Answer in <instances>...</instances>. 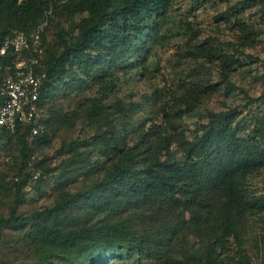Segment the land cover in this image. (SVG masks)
<instances>
[{
	"label": "rangeland",
	"instance_id": "1",
	"mask_svg": "<svg viewBox=\"0 0 264 264\" xmlns=\"http://www.w3.org/2000/svg\"><path fill=\"white\" fill-rule=\"evenodd\" d=\"M96 1L63 0L52 7L44 30L47 52H58L65 40L75 39L82 29L94 24L99 14ZM258 6L251 7L244 0H171L168 9L163 14L159 12L145 27L141 42H135V46L129 42L134 33L123 48L118 32L109 34L120 43L110 67H105L106 75H102L101 64L92 65L95 48H102L95 43L90 50L93 60L88 58L85 65L78 61L63 64V75L54 78L56 86L52 89L57 93L49 101L54 116L49 131L45 138L30 143L28 166L38 177L21 187L18 199L15 192L21 164L19 143L13 134L0 139V218L8 217L11 210L17 216L30 215L26 221L2 227L0 264H164L182 260L181 239H177L175 247L165 245L163 250L161 244H156L168 229L167 224L175 223L166 220L169 213L157 215L149 224L136 219L130 227L127 215L137 213V217L139 209H129L121 196L113 195V184L104 196L113 195L111 205L94 202L98 185L110 171L113 154L97 155L93 138L98 133L107 134L111 123L121 129L129 121L128 133L133 140H139L141 130L155 132L161 126L171 132L174 126L180 132L172 147L180 151L184 146L179 139L193 140L198 134L197 126L207 122L210 112L232 107L240 110V135L247 137L256 116L264 114V49L259 44L251 48L243 43L245 35L240 28L244 22L253 30L257 28L258 18L252 16ZM2 26L0 22V30ZM238 39L242 44L236 49L233 45ZM228 59L231 69L225 70ZM223 73L227 78L223 79ZM107 86L111 89L105 93ZM203 87L208 92L195 93L198 100L187 110L192 91ZM93 99L100 100L98 111L112 112L106 120L86 114ZM105 122L110 123L109 128L101 126ZM70 142L75 145L63 148ZM72 146L76 152L69 151ZM99 146L105 150L101 140ZM180 152L178 156L183 155ZM248 179V188L264 196V168ZM77 193V199L63 203ZM253 221L242 232V242L231 236L223 247L217 248L222 264H238L242 252L249 256L248 264H264V210ZM174 226L177 236L183 237L185 229L176 223ZM88 227L95 229L96 241L77 249H64L38 239L45 233L56 238L72 236ZM111 229L116 235L110 234ZM186 237L191 244L189 251L197 247L202 251L212 242L196 235ZM109 240H116V244L111 245ZM132 240L141 243L142 252L128 251ZM120 247L126 253H121ZM154 250L159 253L157 256L153 255Z\"/></svg>",
	"mask_w": 264,
	"mask_h": 264
},
{
	"label": "trees",
	"instance_id": "2",
	"mask_svg": "<svg viewBox=\"0 0 264 264\" xmlns=\"http://www.w3.org/2000/svg\"><path fill=\"white\" fill-rule=\"evenodd\" d=\"M61 1L63 0H0V22L3 23L0 30V47L4 38L12 35L14 31L30 34L39 30V46L30 45L25 51V57L37 58V63L33 65L34 69L46 74L39 97V106L45 115V129L41 133L31 135L30 126L25 123H19L14 130L0 126V139L13 134L19 143L21 164L17 171L19 176L15 192L17 199L21 196V187L28 183L29 179L35 180L38 177L28 166L30 143L45 138L49 131L54 118L51 115L52 106L49 105V101L57 93V91L54 93L52 89L56 86L54 78L57 75H63L65 71L63 64L78 61L79 64L85 65L87 59L91 58L90 50L94 48L95 43L102 48L99 49L98 46L95 48L97 54L92 65L101 64L102 75H106L105 67H110L111 57L117 54L120 43L115 42L109 34L118 32L123 48L128 42V37L134 33L129 42L135 46V42L137 44L141 42L139 39L149 22L154 21L159 12L163 14L161 12H165L171 5V0H97L99 14L94 24L90 28L82 29L75 39L65 40L58 52L52 50L47 52L44 44L47 17L52 13V7ZM244 1L254 7L255 4L259 5L264 0ZM258 22L255 30L245 22L242 23L240 30L242 35H245L243 43L250 45L251 48L259 44L264 49L260 38L264 15L258 19ZM254 24L251 25L254 26ZM236 42L237 44L233 46L237 49V46L242 44V40L238 39ZM14 57L15 53L12 49H8L5 54H0V65L11 64ZM227 61L225 70L231 69L229 68L230 60ZM237 62L242 64L241 60ZM222 77L227 78L224 73ZM110 89L107 86L103 91L108 93ZM200 91L208 92L205 87L193 90L192 102L186 106L187 110L192 109L193 102L198 100V95L195 93ZM258 99L260 97L255 101ZM249 100L253 99L249 98ZM98 101L100 100L90 101L87 108L89 111L86 114L93 117L98 115L106 120L105 117L107 118V115L112 112L105 114L102 110L98 111L97 108L100 105ZM239 111L236 107H232L210 112L207 122L197 126L198 134L193 140L179 139V144L184 146L180 150L183 152L181 156H178L180 151L173 150L172 147V141L178 140L175 136L180 132L175 130L174 126L171 132L161 126L155 132H150L148 129L141 130L139 140H133L128 133L129 121H125L121 129L111 123L112 129L107 134L98 133L92 142L97 149V155L113 154L110 171L101 180L100 186L98 185L99 191L94 197V202L102 201L109 206L113 201V195H118L117 198L121 196L129 209L132 207L139 209L137 217H134L137 213L127 215L130 227L134 225L136 219L139 223L148 222L149 224V222L154 223L153 219L157 215L169 213L166 220L175 221L178 227L184 228L183 237L177 236L179 232L174 222L168 223V229L160 235L156 244H161V250H163L165 245L175 247L178 245L177 239H181L180 244L184 246L180 249L184 255L182 260L164 264H222L217 248L223 247L231 236L238 242H242V232L247 226L252 225L255 217L264 210V196L254 194L251 187L247 186L249 176H256L264 168V114L256 116L253 128L247 137H243L240 135V130L243 128L238 119ZM107 122L101 126L108 127L110 123ZM100 140L104 151L100 149ZM105 141L107 143L104 144ZM129 141L131 145H128ZM85 143L88 144V140H85ZM69 145H75V143L70 142L63 148ZM71 150L76 152V147H70L69 151ZM41 176L42 174L38 179ZM128 177L131 180L127 179ZM120 182L124 185H117ZM112 184L116 185V192L109 198H104ZM79 196L78 193L70 195L63 200V203L67 205ZM186 212L189 213L188 218ZM29 218L30 215L17 216L11 210L8 217L0 218V233L3 226H11ZM113 228L116 229V226ZM109 231L110 234L116 235L114 230ZM165 234L169 236L166 237ZM188 235H196L212 242L207 243L202 251L199 247L189 251L187 248H190L191 244L190 240H187ZM38 239L50 245L58 244L64 249H77L82 244H93L96 241L95 229L90 227L78 230L72 236L56 238L45 233ZM109 242L111 245L116 244V240H109ZM120 248L121 253H126V251L123 252L124 247ZM133 250L136 253L143 251L141 243L137 240L135 242L132 240L128 251ZM158 254L154 250L153 255ZM248 263L247 253H240L238 264Z\"/></svg>",
	"mask_w": 264,
	"mask_h": 264
},
{
	"label": "built area",
	"instance_id": "3",
	"mask_svg": "<svg viewBox=\"0 0 264 264\" xmlns=\"http://www.w3.org/2000/svg\"><path fill=\"white\" fill-rule=\"evenodd\" d=\"M264 15V1L252 17ZM261 41L264 44V22L261 25ZM39 30L26 34L14 31L6 36L0 47V54L8 49L15 53L13 62L0 65V126L14 130L19 123L30 126V134L41 133L45 129L44 112L39 106L41 87L46 76L45 72L36 71L33 67L37 58L25 57L30 45L39 46Z\"/></svg>",
	"mask_w": 264,
	"mask_h": 264
}]
</instances>
